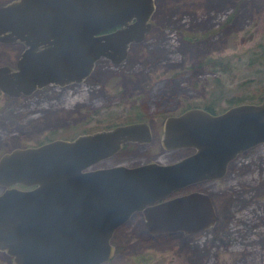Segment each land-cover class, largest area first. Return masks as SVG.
Here are the masks:
<instances>
[{
	"label": "water",
	"instance_id": "95a60500",
	"mask_svg": "<svg viewBox=\"0 0 264 264\" xmlns=\"http://www.w3.org/2000/svg\"><path fill=\"white\" fill-rule=\"evenodd\" d=\"M152 0H10L0 5V42L22 44L13 68L0 65V93L27 95L79 83L99 58L119 63L148 31ZM149 140L145 123L54 139L0 154V252L11 264H100L109 239L134 211L151 233L210 227L207 195L145 207L175 189L219 179L227 164L264 144V97L217 114L192 107L162 122L160 146L192 152L169 164L88 169L126 142ZM21 186V188H17Z\"/></svg>",
	"mask_w": 264,
	"mask_h": 264
},
{
	"label": "rangeland",
	"instance_id": "374dc122",
	"mask_svg": "<svg viewBox=\"0 0 264 264\" xmlns=\"http://www.w3.org/2000/svg\"><path fill=\"white\" fill-rule=\"evenodd\" d=\"M152 2L148 31L119 63L97 59L79 84L47 83L15 98L0 93V154L142 118L151 127L147 143L125 144L90 167L170 163L187 151L160 148L165 116L189 107L217 113L264 97V0ZM22 49L0 42V65L13 68ZM190 190L209 198L210 227L151 233L132 217L114 232L115 254L102 264H264V144ZM0 264L10 257L0 252Z\"/></svg>",
	"mask_w": 264,
	"mask_h": 264
},
{
	"label": "flooded vegetation",
	"instance_id": "af4514ba",
	"mask_svg": "<svg viewBox=\"0 0 264 264\" xmlns=\"http://www.w3.org/2000/svg\"><path fill=\"white\" fill-rule=\"evenodd\" d=\"M129 44H133V43H129ZM128 44V45H129ZM80 83V82H79ZM78 83V84H79ZM72 84H76V83H72ZM70 85V84H69ZM62 87V86H61ZM60 88V87H59ZM190 108V107H189ZM197 108H199V107H197ZM186 109H188V108H186ZM186 109H183L182 111H184V110H186ZM201 109H204L205 111H207V112H209V113H211V114H217V113H219V112H213L212 110H210V109H205V108H201ZM182 111H180L179 113H181ZM221 112V111H220ZM179 113H177V114H179ZM177 114H175V115H177ZM167 116H173V115H167ZM166 117V116H165ZM164 117V118H165ZM164 118L162 119V122H163V120H164ZM145 123L146 125H147V127H148V132H149V137H150V132H151V127H150V125H149V123L148 122H145V121H143L142 120V118L141 119H139V120H137V121H134V122H128V123H123V124H117V125H114V126H118V125H124V124H129V123ZM162 122H161V126H160V135H161V130H162ZM114 126H112V127H114ZM112 127H108V128H106V129H109V128H112ZM103 130V129H102ZM149 141V140H148ZM147 141V142H148ZM147 142H144V143H142V144H145V143H147ZM128 143H131V144H140V143H137V142H126V143H123L121 146H120V148H122L123 147V145H125V144H128ZM119 148V149H120ZM160 148H161V146H160ZM162 149V148H161ZM180 149H185L186 151H187V153H185V155H182L180 158H178L177 160H179V159H181V158H183V157H185V156H187V155H189L192 151L190 150V149H187V148H180ZM162 150H164V149H162ZM174 150H176V149H174ZM164 151H170V150H164ZM177 160H175V161H177ZM175 161H173V162H175ZM149 162H154V161H148V162H145V163H149ZM155 163H158V162H155ZM170 163H172V162H170ZM141 164H144V163H141ZM159 164H169V163H159ZM95 165V164H94ZM138 165H140V164H138ZM93 166V165H92ZM115 166V165H114ZM135 166H137V165H135ZM108 167H111V166H108ZM131 167H134V166H131ZM95 168H97V167H89L88 169H95ZM101 168H106V167H101ZM220 179V178H219ZM215 180H218V179H213V180H207V181H215ZM207 181H199V182H195V183H192V184H189V185H187V186H184V187H182V188H179V189H175V190H173L171 193H169V194H167V195H165L164 197H162V198H160V199H158V200H156V201H154V202H151V203H147V204H145L144 206H143V208H145V207H151V206H154V205H157V204H160V203H162V202H164V201H167V200H169V199H171V198H174V197H177V196H182V195H187V194H191V193H200V194H204V193H202V192H199V191H191L190 189L191 188H194L197 184H200V183H203V182H207ZM187 191H190V192H187ZM135 216H137V217H139V218H141L142 220H143V223H144V219H143V215H142V212L141 211H134V212H132L130 215H129V217L122 223V224H120L114 231H113V233H112V235H111V237H110V239H109V244L113 247V254H115V250H116V248H115V245L112 243V241H111V239H112V236H113V234H114V232L117 230V229H119V228H122L126 223H128L129 222V220H130V218H132V217H135ZM145 226V225H144ZM145 228H146V226H145ZM198 230H202V229H198ZM197 230V231H198ZM148 231V230H147ZM175 232H181V231H175ZM196 232V231H195ZM111 259V258H110ZM110 259H108V260H110ZM107 260V261H108ZM107 261H105V262H107ZM105 262H103V263H105ZM100 264H102V263H100Z\"/></svg>",
	"mask_w": 264,
	"mask_h": 264
},
{
	"label": "trees",
	"instance_id": "16d2710c",
	"mask_svg": "<svg viewBox=\"0 0 264 264\" xmlns=\"http://www.w3.org/2000/svg\"><path fill=\"white\" fill-rule=\"evenodd\" d=\"M250 103V102H249ZM238 104V103H237ZM235 105V104H234ZM206 109V108H205ZM207 109H209V108H207ZM20 187V186H19Z\"/></svg>",
	"mask_w": 264,
	"mask_h": 264
},
{
	"label": "bare ground",
	"instance_id": "6f19581e",
	"mask_svg": "<svg viewBox=\"0 0 264 264\" xmlns=\"http://www.w3.org/2000/svg\"><path fill=\"white\" fill-rule=\"evenodd\" d=\"M3 253V252H2Z\"/></svg>",
	"mask_w": 264,
	"mask_h": 264
}]
</instances>
